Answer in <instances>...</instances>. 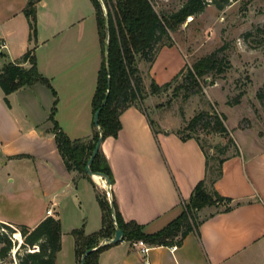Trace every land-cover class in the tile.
<instances>
[{
  "label": "crops",
  "instance_id": "obj_1",
  "mask_svg": "<svg viewBox=\"0 0 264 264\" xmlns=\"http://www.w3.org/2000/svg\"><path fill=\"white\" fill-rule=\"evenodd\" d=\"M26 2L0 0V53L5 55L0 69L34 47L40 73L57 92L55 120L70 139L90 137L91 102L102 62L91 0L39 3L35 44L29 42ZM183 67L181 58L177 68L176 44L162 48L152 65L139 63L145 90L151 80L159 85L170 82ZM54 102L52 91L41 84L7 97L0 87V222L34 228L52 210L62 228L57 264H77L71 233L83 225L87 234L98 232L102 213L91 182L80 178L75 183L78 174L67 170L57 149L49 120ZM121 124L118 136L101 144L115 179L111 193L126 221H136L153 234L182 213L193 189L206 177V158L194 139L183 142L175 129L157 122L168 133H155L137 108L126 110ZM177 143L191 144L193 154L198 153L196 169L189 156L184 163L177 161ZM96 177V187L106 190ZM215 189L241 205L229 212L203 209L208 211L204 218L214 215L202 223L199 234L190 233L174 251L150 247L151 264H264V148L225 161ZM98 264L144 263L138 245L122 241L101 253Z\"/></svg>",
  "mask_w": 264,
  "mask_h": 264
},
{
  "label": "trees",
  "instance_id": "obj_2",
  "mask_svg": "<svg viewBox=\"0 0 264 264\" xmlns=\"http://www.w3.org/2000/svg\"><path fill=\"white\" fill-rule=\"evenodd\" d=\"M42 1L44 0H27L23 10L29 25V42L31 44H35L37 41V5ZM103 2L106 14L99 0H91L102 53L96 89L91 102L93 115L95 116L96 112L102 109L98 118V127L93 123V133L90 137L70 139L55 120L58 106L57 92L51 81L40 73L34 47L29 48L19 60L9 62L0 69V87L6 97L21 88L35 84L44 85L52 91L55 102L49 120L53 122L52 131L55 134L57 149L67 170L78 174L75 183L80 178L87 179L96 191V199L102 213V226L98 232L93 234H87L84 225L72 231L77 264H81L82 256L88 250L94 249L86 257L85 264H98L101 253L121 243L102 245L103 242L114 237L115 223L124 233L123 241L131 243L143 241L149 247H179L190 233L197 232L199 234L202 223L214 215L211 214L200 219L199 213L203 209L216 208L218 212H229L234 207L241 205L240 202L233 204L231 198L221 196L215 189V183L222 176V166L225 161L240 153L235 150L233 155L219 160L218 169L209 179L210 161L200 138L202 133L209 136H223L227 143L232 145L229 132L223 123L225 116L202 112L187 123L188 135L181 136L180 139L183 142L194 139L199 144L206 158L207 174L205 179L195 186L189 200L184 203L182 213L153 234L146 233L145 227L136 221H126L119 210L115 195L112 193L113 213L107 193L96 187L86 171L89 159L100 138V132L103 135V141L109 137L116 138L122 128L121 115L130 108H137L147 116L149 124L156 133L157 123L142 109L147 95L158 96L172 91L176 98L183 89H192L197 93L201 90L202 84H207L210 74L224 72L221 68L223 60L217 58L218 52H213L196 61L191 68L183 67L170 82L164 85H159L155 80H151L147 92L139 63L145 61L152 65L162 48L172 47L175 44L170 32L179 29L189 17L195 18L202 13L208 4L214 3L219 10H222L228 5V0H223V3H219L218 0L212 2L209 0H187L178 11L169 16L160 15L155 10L152 0H103ZM107 28L109 30L108 40L106 38ZM106 45L108 46L111 86L107 103L102 107L108 91ZM0 57H5V55L0 53ZM180 79H182L181 84L178 83ZM171 103L172 100H169L167 105L170 106ZM164 133L168 132L164 131ZM212 148L219 153L227 149L220 144ZM90 169L94 174L106 176L110 184L114 185L112 169L101 148ZM0 228L3 229V232L0 231V261H4L16 245V242L12 241L11 235L8 236L7 231H9L12 235L21 234L23 240L20 246L23 249L28 248V252L19 257L17 264H57V255L62 248V228L58 217H46L34 228L24 225L12 226L1 222Z\"/></svg>",
  "mask_w": 264,
  "mask_h": 264
},
{
  "label": "rangeland",
  "instance_id": "obj_3",
  "mask_svg": "<svg viewBox=\"0 0 264 264\" xmlns=\"http://www.w3.org/2000/svg\"><path fill=\"white\" fill-rule=\"evenodd\" d=\"M152 1L155 10L162 16L175 13L187 2ZM218 2L223 3V0ZM170 35L177 45V68L181 58L184 67L191 68L199 59L218 52L217 58L223 60L221 68L224 72L210 74L207 84H202L197 93L192 89H183L176 98L172 91L158 96L149 94L142 109L155 123L159 122L172 131L175 129L179 138L188 135L187 123L199 113L225 116L223 123L232 145L223 136L200 135L209 157L211 179L219 167V160L233 155L235 150L248 157L252 150L264 148V0H228V5L222 10L214 3L208 4L202 13L190 21L188 18ZM182 79L178 83L181 84ZM169 100H172L170 106L167 105ZM156 130L158 134L164 133L160 127ZM218 144L227 149L217 152L212 147ZM191 146L177 143V161L184 163L189 156L190 165L196 169L200 156L193 154ZM96 180L101 186H106L101 178L96 177ZM102 192L106 193V190ZM207 212L202 210L199 218L203 219ZM0 231L3 232V229L0 228ZM7 234L14 239L9 231ZM18 240L10 255L0 264H17L19 257L28 252V248L20 246L23 240L21 234Z\"/></svg>",
  "mask_w": 264,
  "mask_h": 264
},
{
  "label": "water",
  "instance_id": "obj_4",
  "mask_svg": "<svg viewBox=\"0 0 264 264\" xmlns=\"http://www.w3.org/2000/svg\"><path fill=\"white\" fill-rule=\"evenodd\" d=\"M100 3L102 4L103 6V9L105 11V14H106V7H105V4L103 2V0H99ZM108 23V22H107ZM106 38L107 40L109 39V30L107 28L106 30ZM105 57H106V65H107V72H108V91H107V94L105 96V99L102 103V107H104L107 103V100H108V97H109V92H110V86H111V76H110V69H109V63H108V46L106 45V48H105ZM102 109V108H101ZM101 109H99L95 116H94V124L98 127V118H99V114L101 112ZM103 142V135L102 133L100 132V138L96 144V147L93 151V154L91 156V158L89 159V162H88V165L86 167V171L88 173L89 176H91V178H93V176L97 175V176H100L105 182H106V193L108 195V199L112 200V193H111V184L108 180V178L102 174H94L91 169H90V166L91 164L93 163V160L94 158L96 157V155L98 154V151L99 149L101 148V144ZM111 208H112V211L114 213V208H113V204L111 202ZM115 226H116V232H115V235L114 237L111 239V240H106L105 242L102 243L103 244H106V243H111V244H116V243H119V242H122L124 240V233L123 231L120 229V227L118 226L117 223H115ZM95 250V249H94ZM94 250H88L83 256H82V260H81V264H85V259L86 257Z\"/></svg>",
  "mask_w": 264,
  "mask_h": 264
},
{
  "label": "built area",
  "instance_id": "obj_5",
  "mask_svg": "<svg viewBox=\"0 0 264 264\" xmlns=\"http://www.w3.org/2000/svg\"><path fill=\"white\" fill-rule=\"evenodd\" d=\"M47 216H54L52 210L47 211ZM14 239L12 240L13 242L17 241L15 238V234L13 235ZM139 247V252L141 253L143 257V263L144 264H151L149 258H148V252L150 250V247L144 243L143 241H139L135 243ZM177 246L171 247V250H176Z\"/></svg>",
  "mask_w": 264,
  "mask_h": 264
},
{
  "label": "bare ground",
  "instance_id": "obj_6",
  "mask_svg": "<svg viewBox=\"0 0 264 264\" xmlns=\"http://www.w3.org/2000/svg\"><path fill=\"white\" fill-rule=\"evenodd\" d=\"M193 19V17H189V21L190 20H192ZM95 176H97V175H95ZM97 177H99V178H101L100 176H97ZM103 182V181H102ZM19 237H20V234H15V238H17V241L19 242ZM20 243H22V241H20Z\"/></svg>",
  "mask_w": 264,
  "mask_h": 264
}]
</instances>
